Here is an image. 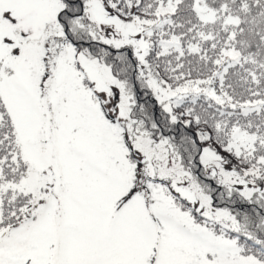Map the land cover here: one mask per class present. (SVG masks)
Here are the masks:
<instances>
[{"label": "snow or ice", "instance_id": "snow-or-ice-1", "mask_svg": "<svg viewBox=\"0 0 264 264\" xmlns=\"http://www.w3.org/2000/svg\"><path fill=\"white\" fill-rule=\"evenodd\" d=\"M0 264H264V0H0Z\"/></svg>", "mask_w": 264, "mask_h": 264}]
</instances>
